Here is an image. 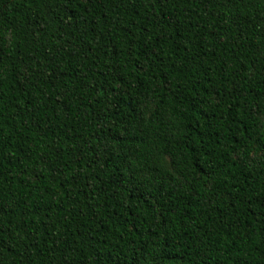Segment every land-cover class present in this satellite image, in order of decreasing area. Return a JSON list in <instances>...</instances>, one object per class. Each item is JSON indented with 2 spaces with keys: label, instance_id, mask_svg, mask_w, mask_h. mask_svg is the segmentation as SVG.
I'll list each match as a JSON object with an SVG mask.
<instances>
[{
  "label": "trees",
  "instance_id": "trees-1",
  "mask_svg": "<svg viewBox=\"0 0 264 264\" xmlns=\"http://www.w3.org/2000/svg\"><path fill=\"white\" fill-rule=\"evenodd\" d=\"M0 264H264V0H0Z\"/></svg>",
  "mask_w": 264,
  "mask_h": 264
}]
</instances>
